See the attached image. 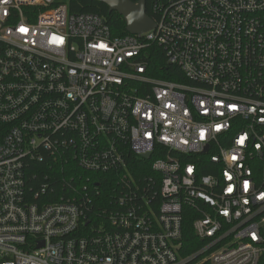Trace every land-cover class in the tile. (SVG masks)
Returning a JSON list of instances; mask_svg holds the SVG:
<instances>
[{
  "label": "built area",
  "instance_id": "obj_1",
  "mask_svg": "<svg viewBox=\"0 0 264 264\" xmlns=\"http://www.w3.org/2000/svg\"><path fill=\"white\" fill-rule=\"evenodd\" d=\"M149 9L153 29L112 36L63 0H0V264H264V0ZM153 46L181 79L151 75ZM35 161L119 174L107 221L33 201L64 182L30 194Z\"/></svg>",
  "mask_w": 264,
  "mask_h": 264
},
{
  "label": "trees",
  "instance_id": "obj_2",
  "mask_svg": "<svg viewBox=\"0 0 264 264\" xmlns=\"http://www.w3.org/2000/svg\"><path fill=\"white\" fill-rule=\"evenodd\" d=\"M70 12H92L97 13L105 19L109 25L112 36H123L128 34L126 23L123 17L115 11H108L106 4L96 0H63ZM150 0H146V12L150 17H153L149 9ZM151 54L148 58L153 70L151 75L163 79L179 80L181 79L177 67L168 65L166 62L164 51L159 46L150 48ZM172 71H176L172 73ZM129 159H136L135 156L129 154ZM139 159H136V161ZM149 163V162H148ZM61 163H56L49 168L46 161H35L30 163L27 169V191L31 193L39 192L40 188L46 182L45 175H56L57 178H64V182L55 183L46 188V192L39 199L32 198L33 201L57 202L76 198V202L81 203L84 210V217L89 225L98 226L102 222L107 221L106 214L116 208V199L121 193L120 175L114 172H92L83 170L75 163L65 165V170L60 169ZM139 164V173L148 176L151 174L149 164ZM71 168V169H70ZM210 170L204 169L202 173H208ZM72 175L74 178H72ZM64 198V199H62ZM193 210L188 207L183 208L182 219V237L180 251L183 255L191 254L204 244L199 239L193 230ZM84 228V229H83ZM88 229V227H87ZM82 226V231L87 230Z\"/></svg>",
  "mask_w": 264,
  "mask_h": 264
},
{
  "label": "water",
  "instance_id": "obj_3",
  "mask_svg": "<svg viewBox=\"0 0 264 264\" xmlns=\"http://www.w3.org/2000/svg\"><path fill=\"white\" fill-rule=\"evenodd\" d=\"M104 3L108 11L120 14L130 34H140L155 27L153 19L146 12V0H96ZM148 154L145 155L147 157Z\"/></svg>",
  "mask_w": 264,
  "mask_h": 264
}]
</instances>
